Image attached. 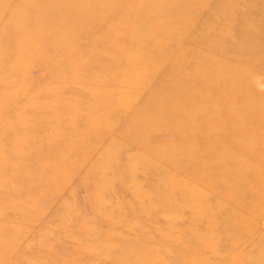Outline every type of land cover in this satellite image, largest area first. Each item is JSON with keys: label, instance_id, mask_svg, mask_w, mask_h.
<instances>
[{"label": "rangeland", "instance_id": "1", "mask_svg": "<svg viewBox=\"0 0 264 264\" xmlns=\"http://www.w3.org/2000/svg\"><path fill=\"white\" fill-rule=\"evenodd\" d=\"M152 3L161 20L139 59L137 23L101 0L96 31L63 29L73 71L43 67L56 16H0V80L19 35L39 32L44 54L9 78L26 93L0 114V150L20 165L0 192V264H264V0H207L188 26L195 5ZM30 162L49 170L17 187Z\"/></svg>", "mask_w": 264, "mask_h": 264}, {"label": "bare ground", "instance_id": "2", "mask_svg": "<svg viewBox=\"0 0 264 264\" xmlns=\"http://www.w3.org/2000/svg\"><path fill=\"white\" fill-rule=\"evenodd\" d=\"M12 1L13 0H4L0 3V7L7 8ZM99 1L100 0H28L27 3L23 4L24 5L23 7L21 6V8H23V9H21V8L20 9H13L12 8L13 10H11V11L0 10V16L6 17V19L8 21H11V22H15V21L19 22L17 20H20V19L25 20L26 18L30 19V17L33 16V14H39V12H41V9H39V10L37 9V7L39 8L40 5L43 8V10H42L43 12H41V14H43V15L50 14L52 17H53V15L56 16V18L53 21L48 22V24L54 25V27H58V28L56 31L57 35H55V37L47 36L48 37L47 38V40H48L47 47L49 48V50L43 59L44 63H45V65L43 64V67L51 66L54 68V67H58V65H60V64H66L65 70L66 71H73L76 68H79V66H75V63L73 61H71L70 59H67V61L62 63L59 61V56H57L60 53L66 54L68 52V50L70 49L69 43H67L66 39L61 34H64V32L66 31V34L69 35V38L71 40H75V38L78 37L77 35L79 34V29L86 30V28H87L88 31H86V32L88 34L92 33L93 31H96V29L98 27V20H97L98 19V15H97L98 9H97V6L99 5ZM139 1L143 2L144 0H125L123 2H121L120 0H101V3L105 4L106 8H110L108 10L110 17H112L114 15L116 18L121 20V23H123L126 19L137 23V26L135 27V30L133 32L134 35L136 36L135 48H133V50H134V52H138V59L140 58V55L142 53H145L143 51L144 43L152 42V38L154 37V35L157 34V32L155 31L156 29L154 30L152 28V24H154V23L156 24L157 21L160 22V20H161L157 16H152V7H154L152 0H145L146 2L142 6L139 5V3H138ZM169 1H171V0H169ZM206 1L207 0H187V2H188L187 7H188V5H193V6L195 5L194 6L195 12L194 11L193 12H187V13L183 14L182 17L180 18L182 20L181 24L188 26L189 22L192 23V22L196 21V19H197L196 14H198V12H199L198 10L203 8V4ZM113 3H115V4L112 6L111 4H113ZM159 5L160 4H158L156 7L158 8ZM68 11L70 13H68ZM102 18L105 19L106 16L105 17L102 16ZM56 20H58L59 22H61L63 24L62 25L57 24L58 21H56ZM101 24H103L102 20H101ZM110 24H112V23H110ZM13 28H14V31L18 30L15 28V26ZM251 28H253L252 25H248L245 23L242 25V27L240 29L241 37L242 38L244 37V41H245L244 44H247V43L253 44V42L255 40L251 39V38L254 35L256 37L261 36L260 32L256 31L255 29L251 30ZM100 29L102 30V28H100ZM62 30L64 32H62ZM59 31H61V32H59ZM18 32H20V31H18ZM31 32L33 34L38 33V35L31 36V37L19 35L17 37V39L15 40V43L12 44L11 52L8 53L11 55L12 52H15V54H17V55H16V58L14 59V63H12V65L7 67V69H6L7 73H8L7 78L4 80H0V88L3 89V87H6V90H4L5 92L0 95V114H2L3 111H6V113H7L9 103L11 102V104H12L13 99L19 100L18 98L19 97L22 98L24 96V94L26 93L25 87H19V86L16 87V85L14 86V84H13V86H9V85H11V84H9V83H11V82H9V78L18 77V76L24 77V73L26 72V69L29 67V64L31 63V61L36 60V58H38L41 55H44L43 52L39 51L38 45L36 43H34L35 42L34 40H36L37 38L40 39V38H42V36H40V33L36 32L35 30H32ZM107 40L108 39L105 40V38H104V44H106ZM73 42H75V41H73ZM1 45L2 44H0V48L2 47ZM151 48H152V46H151ZM89 49L92 50L93 45ZM0 52H1V50H0ZM148 52H150V51H148ZM0 54H2V53H0ZM4 55H2V56H4ZM2 60H3V58H2ZM0 62H1V59H0ZM125 63H126V61H125ZM60 79H61V77H60ZM72 79L73 80L69 83H67L66 80L61 79V81L59 82L58 85L70 93L68 86L69 85L74 86V82H76V80L74 78H72ZM50 84L56 85V83H53L52 81L50 82ZM50 84H48V85H50ZM40 85H43V84L40 83ZM93 85L95 88L98 87V85L94 81H93ZM11 88H13V89L10 90ZM46 90L54 91L53 89H50V88L46 89ZM44 91L45 90L40 91L38 93H43ZM36 94H37V92H36ZM6 99L9 101V103H7ZM212 99H213V97H212ZM17 100H15V101H17ZM57 101H58V99L53 98L52 104H56ZM42 105H43V103H42ZM28 106H30V105L24 104L23 109L29 108ZM43 106H46V104H44ZM43 106H40V109H42ZM44 108L45 109L48 108L47 110H49V111H45V112L49 113L51 115V117L55 118L56 115L52 112L50 105L43 107V109ZM17 122H18L17 123L18 125L23 124V118L20 117L19 114L17 115ZM16 136L18 138H22L18 134ZM23 149L25 151L27 150V148H23ZM3 152H5V154H3ZM14 154H16V152L13 149L10 151L8 150L7 154H6L5 150H2V149L0 150V192L4 191L3 183L6 181V179H12L14 177H16V178L18 177V174L16 176H13V173L14 174L18 173V171L20 169V165L16 161L13 160ZM6 159H8V160H6ZM30 163H31L30 169L27 168L26 170L22 171V173H21L22 175H24L23 177H25V179H27V183H25V181L20 178V181H23V182L22 183L20 182L19 186H17V187L25 188L26 186H28V182H29L28 179H30L32 169L35 172H38L39 170H40L39 172H41L42 169L46 170V171L49 170V167H47L46 165L44 166V167H47L45 169L42 167V165L40 163H36V165H33V162H30ZM57 164L58 163H55V165H57ZM55 165L53 164L52 167ZM1 166H3V168ZM6 166L8 167V169L6 171H4V169L7 168ZM49 173L50 172H48V174ZM22 175H20V176H22ZM34 189H36V188H34Z\"/></svg>", "mask_w": 264, "mask_h": 264}]
</instances>
